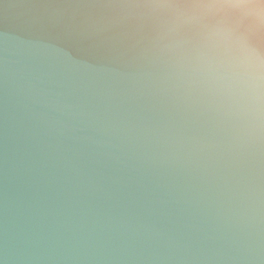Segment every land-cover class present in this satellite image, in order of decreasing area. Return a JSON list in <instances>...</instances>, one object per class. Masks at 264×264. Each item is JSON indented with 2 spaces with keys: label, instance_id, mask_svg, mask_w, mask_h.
<instances>
[{
  "label": "water",
  "instance_id": "water-1",
  "mask_svg": "<svg viewBox=\"0 0 264 264\" xmlns=\"http://www.w3.org/2000/svg\"><path fill=\"white\" fill-rule=\"evenodd\" d=\"M123 2L0 0V264H264V84Z\"/></svg>",
  "mask_w": 264,
  "mask_h": 264
},
{
  "label": "clouds",
  "instance_id": "clouds-1",
  "mask_svg": "<svg viewBox=\"0 0 264 264\" xmlns=\"http://www.w3.org/2000/svg\"><path fill=\"white\" fill-rule=\"evenodd\" d=\"M117 6L166 18L171 32L203 25L205 39L227 54L224 57L247 78L259 96L264 84V46H253L239 39L235 29L223 21L243 23L248 32L264 44V0H125ZM213 18L221 23L211 27L204 24Z\"/></svg>",
  "mask_w": 264,
  "mask_h": 264
}]
</instances>
